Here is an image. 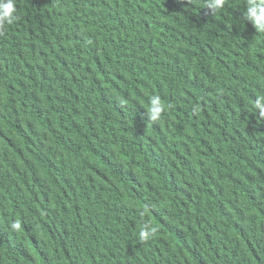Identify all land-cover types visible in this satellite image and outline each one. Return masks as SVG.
I'll use <instances>...</instances> for the list:
<instances>
[{"label": "trees", "instance_id": "1", "mask_svg": "<svg viewBox=\"0 0 264 264\" xmlns=\"http://www.w3.org/2000/svg\"><path fill=\"white\" fill-rule=\"evenodd\" d=\"M202 3L16 0L0 264H264V32Z\"/></svg>", "mask_w": 264, "mask_h": 264}, {"label": "clouds", "instance_id": "2", "mask_svg": "<svg viewBox=\"0 0 264 264\" xmlns=\"http://www.w3.org/2000/svg\"><path fill=\"white\" fill-rule=\"evenodd\" d=\"M225 3L226 0H203L201 7L208 8L215 14L224 8ZM244 5L246 6L245 16L247 20L252 22L256 30L264 32V0H244ZM15 18L16 0H0V27L12 23ZM150 105L148 118L153 121L158 120L163 111L160 98L158 96L152 97ZM257 107L262 109V115H264V105L258 101ZM157 231L156 226L146 221L139 231L138 239L140 242L147 241L154 237Z\"/></svg>", "mask_w": 264, "mask_h": 264}]
</instances>
